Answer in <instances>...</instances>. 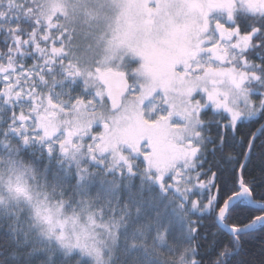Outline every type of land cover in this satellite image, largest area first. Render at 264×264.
<instances>
[{
    "label": "snow or ice",
    "instance_id": "snow-or-ice-1",
    "mask_svg": "<svg viewBox=\"0 0 264 264\" xmlns=\"http://www.w3.org/2000/svg\"><path fill=\"white\" fill-rule=\"evenodd\" d=\"M0 264H264V0H0Z\"/></svg>",
    "mask_w": 264,
    "mask_h": 264
}]
</instances>
